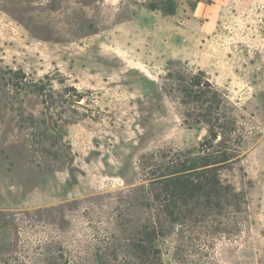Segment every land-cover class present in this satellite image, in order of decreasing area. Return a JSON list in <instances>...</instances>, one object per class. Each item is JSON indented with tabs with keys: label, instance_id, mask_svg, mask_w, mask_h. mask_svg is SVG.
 <instances>
[{
	"label": "rangeland",
	"instance_id": "obj_1",
	"mask_svg": "<svg viewBox=\"0 0 264 264\" xmlns=\"http://www.w3.org/2000/svg\"><path fill=\"white\" fill-rule=\"evenodd\" d=\"M0 264H264V0H0Z\"/></svg>",
	"mask_w": 264,
	"mask_h": 264
},
{
	"label": "trees",
	"instance_id": "obj_2",
	"mask_svg": "<svg viewBox=\"0 0 264 264\" xmlns=\"http://www.w3.org/2000/svg\"><path fill=\"white\" fill-rule=\"evenodd\" d=\"M201 74L204 75V73ZM200 77L199 75L194 77L192 81L194 86L199 87L202 84V77ZM197 100L206 103L205 99L198 98ZM217 138L218 133L212 131L210 137H207L200 145L199 152L203 153L202 155L179 158L177 161H173L167 173L154 175L157 178L165 177L164 209L173 221L177 220L175 208L180 204L198 202L202 198L210 201L212 198H222L221 196L229 190V187L222 183L219 176L220 168L231 157L227 150H223L217 156H212L209 153L214 148Z\"/></svg>",
	"mask_w": 264,
	"mask_h": 264
}]
</instances>
